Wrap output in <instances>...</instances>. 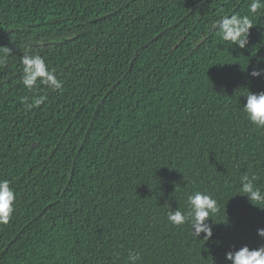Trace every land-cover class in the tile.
<instances>
[{
    "label": "trees",
    "instance_id": "trees-1",
    "mask_svg": "<svg viewBox=\"0 0 264 264\" xmlns=\"http://www.w3.org/2000/svg\"><path fill=\"white\" fill-rule=\"evenodd\" d=\"M251 0H0V179L17 193L0 224V264H226L235 247L264 245V130L242 107L264 91V7ZM247 15L245 49L216 25ZM202 41V42H201ZM201 42V43H200ZM39 54L60 91L20 82ZM46 96L29 110L22 97ZM194 190L219 211L213 236L173 227ZM209 221V223H213Z\"/></svg>",
    "mask_w": 264,
    "mask_h": 264
},
{
    "label": "clouds",
    "instance_id": "clouds-1",
    "mask_svg": "<svg viewBox=\"0 0 264 264\" xmlns=\"http://www.w3.org/2000/svg\"><path fill=\"white\" fill-rule=\"evenodd\" d=\"M203 4V0H201ZM264 7V0H251L249 11L253 14ZM216 28L221 38L230 42L233 47L245 49L248 44V36L252 29V20L249 16L239 14L225 15L217 23ZM0 51L5 56L11 54L8 47H0ZM22 76L21 84L28 90L33 91L39 85H46L52 91H60L64 87V82L57 78L56 69L52 68L39 54H24L21 56ZM251 78L264 77V68L254 67L248 74ZM246 103L242 107L247 121L256 129L264 130V91L254 93L248 90ZM21 98V102L31 110L42 105L47 97L38 96L31 98ZM256 176H249L245 173L241 177V191L248 200L264 203V191L254 184ZM17 193L12 187V182L8 179H0V224L6 225L13 218L16 211ZM167 213V221L173 227L190 225L192 234L197 238L201 233L205 239H211L215 223L210 218L219 211L218 201L211 194L201 190H194L187 195V210L180 208L173 210L170 205ZM212 221L213 223H209ZM257 236L264 240V228H257ZM142 256L140 252L130 251L126 258V264H140ZM226 264H264V245L250 248L247 245L236 249L233 247L225 253Z\"/></svg>",
    "mask_w": 264,
    "mask_h": 264
},
{
    "label": "water",
    "instance_id": "water-1",
    "mask_svg": "<svg viewBox=\"0 0 264 264\" xmlns=\"http://www.w3.org/2000/svg\"><path fill=\"white\" fill-rule=\"evenodd\" d=\"M10 33H11V30H8V31H5V32L1 33V34H0V39L3 38V37H5V36H7V35L10 34ZM201 42H202V41H201ZM201 42H200V43H201Z\"/></svg>",
    "mask_w": 264,
    "mask_h": 264
}]
</instances>
